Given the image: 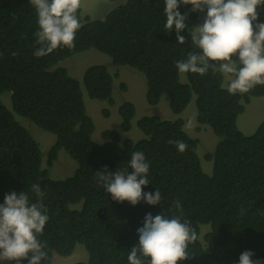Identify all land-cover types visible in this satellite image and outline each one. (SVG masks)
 Listing matches in <instances>:
<instances>
[{
  "label": "trees",
  "instance_id": "16d2710c",
  "mask_svg": "<svg viewBox=\"0 0 264 264\" xmlns=\"http://www.w3.org/2000/svg\"><path fill=\"white\" fill-rule=\"evenodd\" d=\"M112 1L117 4L103 20L82 19L80 8L75 47L61 46L38 58L33 54L39 47L37 13L30 0H0V204L12 191H28L30 201L35 202L30 188L40 184L49 216L39 236L48 252V260L41 264H52L55 254L71 256L77 245L86 248L89 259L76 264H128L127 256L139 244L137 229L143 227L146 215H181L173 209L177 200L181 219L197 232L196 242L188 248L189 259L179 264H238L244 251L253 252V260L264 261V121L251 136H245L237 125L252 99L264 97V85L229 94L223 73H213L211 68L203 76L185 73L187 83L182 82L174 62L186 59L191 51L199 52L191 40L198 17L190 11L192 5L179 9L188 13L187 28L181 33L185 44L181 45L175 29H164V0ZM260 20L264 21V11ZM90 49L107 55L114 65L144 74L150 106L167 96L171 111L178 116L195 96L198 124L209 126L220 138L215 151L204 157L213 163L211 175L204 172L197 153L199 140L185 131L183 119L142 117L137 126L144 138L138 142H122L121 133L110 130L102 133V143L93 140L95 125L87 114L81 84L67 69L57 67ZM233 61L239 68L238 57ZM83 77L91 99L114 104L113 82L118 74L113 76L100 65L88 68ZM121 88L127 87L122 84ZM4 93H11L13 112L1 100ZM13 113L56 136L46 168L39 143ZM119 115L121 131L130 132L135 105L124 103ZM170 139L183 141L186 150L180 152L168 143ZM60 150L78 168L72 177L53 180L49 168ZM135 151L143 152L150 164V183L143 191L155 194L159 190L160 204L117 202L96 176L105 168L110 172L127 169ZM79 204L81 209L73 207ZM203 228H208L205 234ZM144 259L148 264V258Z\"/></svg>",
  "mask_w": 264,
  "mask_h": 264
},
{
  "label": "clouds",
  "instance_id": "9594fccd",
  "mask_svg": "<svg viewBox=\"0 0 264 264\" xmlns=\"http://www.w3.org/2000/svg\"><path fill=\"white\" fill-rule=\"evenodd\" d=\"M82 0H30V6L37 13L38 30L35 32L38 49L36 57L51 54L61 46L75 47L76 33L81 28L77 15ZM181 5H192L191 12L205 13L203 23L191 31L192 44L199 52L191 51L184 60L175 61L180 73L234 74L227 91L229 94L247 93L256 85H264V21L260 20L264 11V0H164V29H175L179 44H185L181 33L187 28L188 13L182 14ZM15 55V53H13ZM238 57L240 67L234 66L233 57ZM218 65V66H217ZM180 152L187 145L180 140H169ZM128 161L127 169L110 172H96L98 180L113 200L128 201L133 206L145 200L150 205L161 203V192L145 193L143 188L150 181V164L143 152L135 151ZM30 191L36 201H30L28 191L5 194L0 204V264H41L48 260L46 244L39 236L43 234L49 220L44 205V196L39 183L32 184ZM173 209L180 211V202L173 201ZM170 210V212L173 211ZM243 214V213H242ZM181 215L153 216L148 213L143 227L137 229L139 244L127 256L128 264H179L189 259L188 248L197 240V232ZM31 254V255H30ZM254 253L244 251L238 264H264L253 260Z\"/></svg>",
  "mask_w": 264,
  "mask_h": 264
},
{
  "label": "rangeland",
  "instance_id": "374dc122",
  "mask_svg": "<svg viewBox=\"0 0 264 264\" xmlns=\"http://www.w3.org/2000/svg\"><path fill=\"white\" fill-rule=\"evenodd\" d=\"M118 3H124L120 0ZM117 3L112 0H82L81 17H91L92 19H104L106 15L114 8ZM198 17L194 22V27L203 23L205 13L197 12ZM106 66L111 75L118 74V78H114L113 82V100L114 104H109L106 101L91 99L84 87L83 76L86 70L93 66ZM235 66V64H234ZM57 67L67 69L69 75L77 79L81 84L86 111L91 117L95 125L93 140L97 143H102V133L104 131H119L121 133V141L130 139L138 142L144 138V134L137 126V122L144 116H158L164 121H175L183 119L185 121V131L194 139L199 140L197 153L201 158L202 167L205 173L212 174L213 163L208 162L204 157L213 153L220 141L209 126L200 125L197 121L196 98L193 96L187 109L180 115H174L169 106V98L164 96L157 106H150L147 102V80L144 74L128 66H117L112 63V60L107 55L90 49L86 52L76 54L65 61L59 63ZM224 88H228L229 83L235 77L232 74L223 73ZM182 82L187 83L185 73H181ZM126 85V90L121 88V85ZM3 104L11 111L12 100L11 93H4L1 96ZM126 102L133 103L136 107V116L132 121V129L128 133L121 131L122 119L119 115L121 105ZM108 113V115L106 114ZM15 119L23 125L32 137L39 143L43 153V164L46 168V162L51 147L56 142V136L52 133L43 131L28 119H24L13 113ZM264 121V97L253 98L251 103L246 106L245 113L239 116L237 125L239 130L245 136L253 135L258 127ZM200 128V130H197ZM78 168V164L70 157L65 150H60L57 160L54 165L49 168V177L53 180H61L72 177ZM81 204L73 206L76 209H81ZM208 231V228H203V234ZM31 255V254H30ZM89 259L88 252L83 245H77L74 253L69 257H61L54 255L52 264H76L87 263ZM10 264H12L10 262Z\"/></svg>",
  "mask_w": 264,
  "mask_h": 264
}]
</instances>
